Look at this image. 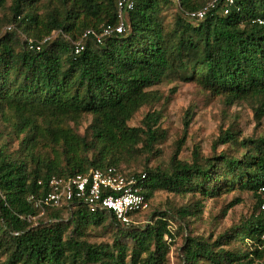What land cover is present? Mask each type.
<instances>
[{
    "label": "trees",
    "instance_id": "16d2710c",
    "mask_svg": "<svg viewBox=\"0 0 264 264\" xmlns=\"http://www.w3.org/2000/svg\"><path fill=\"white\" fill-rule=\"evenodd\" d=\"M116 1L0 0V26H11L0 35V121L18 140L12 153L0 145V264H168L172 222L187 232L178 264H264V136L239 141L224 131L214 144L236 146L231 154L203 157L196 149L188 162L178 154L190 117L167 164L144 163L140 173L148 200L162 191L197 195L193 203L155 211L141 225H121L77 200L46 209L37 223L27 220L39 213L28 197L45 195L51 177L121 169L159 154L160 114L146 113L141 126L128 122L159 100L151 88L164 81L193 82L230 104H251L258 122L264 115V25L257 23L264 0H234L226 15L219 2L200 21L188 13L211 0H133L122 34L101 43L88 37L74 54L72 43L86 30L117 22ZM53 32L38 51L28 47ZM234 190L255 198L251 215L216 236L192 235L203 201Z\"/></svg>",
    "mask_w": 264,
    "mask_h": 264
},
{
    "label": "rangeland",
    "instance_id": "374dc122",
    "mask_svg": "<svg viewBox=\"0 0 264 264\" xmlns=\"http://www.w3.org/2000/svg\"><path fill=\"white\" fill-rule=\"evenodd\" d=\"M174 9H169L165 13L166 20L171 22ZM2 13H0V18ZM10 24L0 26V35L9 32L7 27ZM18 36L24 39V36L18 32ZM158 93L159 100L151 105H146L138 110L133 118L128 122L131 127L141 126V120L148 112H157L160 114L159 129L163 133V139L154 148L159 151L157 156H149L145 162L142 158L138 163L129 166L122 165L124 172L135 171L140 173L143 164L148 167L166 165L177 141L183 136L184 120L190 117L189 125L185 130V141L178 154V158L190 162L192 154L198 149L203 157H210L222 152L231 154L236 146L229 144H214L221 133L230 130L237 132L239 141L242 139H255L264 136V115L258 122L254 116L251 104L241 102L239 104H230L221 96H213L209 92L200 89L193 82H172L164 81L151 88ZM89 118L82 122L78 128L79 133H83L88 125ZM0 145H5L8 152L17 149L18 140L11 134L9 127L0 121ZM198 196L186 197L174 196L162 191H155L150 198L149 208L133 220L136 225L147 223L150 215L155 211H164L168 207H180L187 203H193ZM234 199H240V202L231 208L227 206ZM255 198L246 191H231L216 199H206L203 201L205 210L202 220L191 224L192 235L207 237L210 234L214 236L227 230L231 225L238 224L248 218L254 211ZM226 210L225 215L222 212ZM44 215V214H43ZM43 215L34 217L33 222L42 218ZM176 223H171L172 232L175 231V239L170 245L168 255V264H178L180 256V247L187 232H181L176 229ZM95 241L102 238H93Z\"/></svg>",
    "mask_w": 264,
    "mask_h": 264
},
{
    "label": "built area",
    "instance_id": "2783aa9c",
    "mask_svg": "<svg viewBox=\"0 0 264 264\" xmlns=\"http://www.w3.org/2000/svg\"><path fill=\"white\" fill-rule=\"evenodd\" d=\"M219 2L223 3V15H226L234 4V0H211L202 9L188 13V16L198 21L203 20L207 11ZM133 7V0H117V22L114 25L101 26L99 31L86 30L72 43L73 53L79 54L83 50V42L88 37H93L96 43H101L103 38L122 34L125 28V14ZM257 23L264 25V20L257 19ZM7 29L10 30L11 26ZM55 35L56 32H53L35 44L28 41V47L38 51L42 43ZM145 184V173L130 174L116 167H106L103 170H89L67 178L51 177L48 181L49 191L41 197H28V202L39 212L38 215H43L48 208L69 206L73 200H77L91 213L106 211L121 225H135L134 216L149 208ZM258 192L264 196V184L259 187ZM0 199H3L1 193ZM260 209H264V201L260 204ZM27 220L32 221L34 217H28ZM261 238L264 240V232ZM170 242L171 239L168 238L167 243Z\"/></svg>",
    "mask_w": 264,
    "mask_h": 264
}]
</instances>
